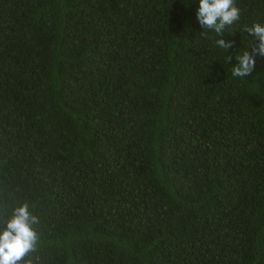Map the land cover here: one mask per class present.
Here are the masks:
<instances>
[{"label":"trees","instance_id":"obj_1","mask_svg":"<svg viewBox=\"0 0 264 264\" xmlns=\"http://www.w3.org/2000/svg\"><path fill=\"white\" fill-rule=\"evenodd\" d=\"M236 3L226 52L199 0H0V231L39 218L21 264H264V57L231 65L264 0Z\"/></svg>","mask_w":264,"mask_h":264},{"label":"clouds","instance_id":"obj_2","mask_svg":"<svg viewBox=\"0 0 264 264\" xmlns=\"http://www.w3.org/2000/svg\"><path fill=\"white\" fill-rule=\"evenodd\" d=\"M196 19L204 29L201 35L212 39L216 48L228 52L234 41L225 40L223 33L240 19V8L236 0H199ZM243 30L253 37L255 46L251 51L247 48L238 52L235 56L237 63L234 65L231 64V55L227 54L224 58L225 63L233 66L232 76L239 78H245L254 71L257 56L264 57V23L245 25ZM209 33H214L218 38L209 36ZM38 223L39 218L29 210L28 203L13 210L6 220L5 229L0 231V264H21L27 254L36 250L39 233L34 225ZM28 264L31 262L28 261Z\"/></svg>","mask_w":264,"mask_h":264}]
</instances>
